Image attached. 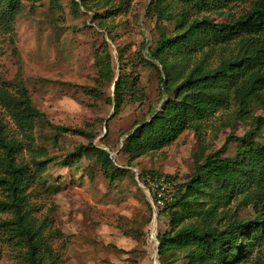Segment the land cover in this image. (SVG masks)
<instances>
[{
  "label": "rangeland",
  "instance_id": "rangeland-1",
  "mask_svg": "<svg viewBox=\"0 0 264 264\" xmlns=\"http://www.w3.org/2000/svg\"><path fill=\"white\" fill-rule=\"evenodd\" d=\"M154 1L19 0L18 13L8 20L0 1V93L18 99L24 86L33 105L45 114V119L25 115L28 119L19 122L0 98L7 138L20 143L17 161L28 164L33 175L26 194L46 245L40 250L41 262L27 261V245L3 228L13 215L0 211V264H161L158 234L200 221L209 207L206 199L200 205L191 203L192 213L167 207L177 182L219 151L230 134L242 137L253 129L255 117L264 119L263 102L252 101L242 112L239 102L230 100L170 144L131 158L127 138L175 97L165 89L162 65L150 57L161 32L174 36L183 13L190 21L208 17L220 23L228 14L239 16L249 9V4L234 3L224 14L195 12L180 0H169L178 17L159 21ZM211 45L204 49V66L211 69L241 50L238 44ZM106 50L113 81L99 78L95 64L96 52ZM203 55L195 52L186 71L201 63ZM123 75L129 89L116 109L114 83ZM50 125L86 135L61 133ZM256 141L264 144V126ZM90 143L110 155L108 173L95 156L79 154V147ZM236 147L232 141L224 155L234 157ZM152 171L178 181H152ZM245 195L219 208L221 229L234 221L262 219L259 202L250 203ZM6 199L0 189V200ZM243 241L250 246L249 254L234 264H264V228Z\"/></svg>",
  "mask_w": 264,
  "mask_h": 264
},
{
  "label": "trees",
  "instance_id": "trees-1",
  "mask_svg": "<svg viewBox=\"0 0 264 264\" xmlns=\"http://www.w3.org/2000/svg\"><path fill=\"white\" fill-rule=\"evenodd\" d=\"M0 1L4 3L5 20L18 13L19 0ZM180 1L195 12L215 11L224 14L234 3L249 4V9L239 16L228 14L220 23L208 17L190 21L189 15L183 13L178 26L180 29L175 31L174 36L161 32L156 46L150 50V57L162 65L165 89L175 94V97L166 101L162 111H154L150 122L127 138L126 150L133 159L175 141L186 128L225 107L230 100L238 101L242 112L248 110L252 101L264 103V0ZM73 2L78 5L76 1ZM168 3L169 0L154 1L153 7L159 21L178 17L173 15ZM212 43L227 46L238 44L241 47L240 54L233 59L222 60L216 68H206L204 62L208 55L204 49L210 48ZM199 51L204 53L202 62L186 71L188 61ZM95 64L99 78L114 80L115 74L107 50L96 52ZM114 85V105L118 109L129 89L126 76H120ZM6 94L0 93V98L6 100L5 104L17 121L20 122L25 115L45 119V114L33 105L24 86L19 89L18 99ZM262 117H255L253 129L244 136L230 134L224 146L208 155L203 164H197L194 173L185 180L177 182L178 179L170 175L153 171L149 173L152 181L159 178L164 184L177 182L176 195L167 207L178 206L192 213L191 203L200 205L203 199L209 202L200 221L158 234L161 264H174L181 258L188 260V264H234L249 254L250 246L243 239H249L250 235L264 228V144L256 141L264 126ZM50 126L61 133L86 135L80 129ZM232 141L237 144L235 156L228 157L224 154ZM20 148V143L7 138L0 120V150L3 152L0 167L4 174L0 175V189L7 194L6 200H0V211L13 215L12 220L3 223V228L27 245V261L41 262L40 250L46 246L42 240L43 228L31 216L26 191L33 175L28 164L17 161ZM78 151L79 154L95 156L103 169L107 173L110 171V155L105 150L90 143L80 146ZM238 194H246L245 199L250 203L259 202L262 219L234 221L221 229L219 222L222 218L218 210L227 206ZM175 216L176 212L173 213ZM177 220H180V216Z\"/></svg>",
  "mask_w": 264,
  "mask_h": 264
}]
</instances>
